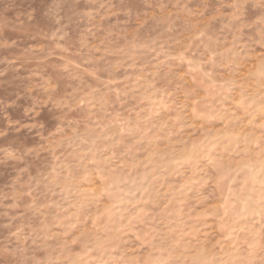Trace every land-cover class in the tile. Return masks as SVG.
Returning <instances> with one entry per match:
<instances>
[{
    "label": "rangeland",
    "instance_id": "374dc122",
    "mask_svg": "<svg viewBox=\"0 0 264 264\" xmlns=\"http://www.w3.org/2000/svg\"><path fill=\"white\" fill-rule=\"evenodd\" d=\"M262 88L264 0H0V264H264Z\"/></svg>",
    "mask_w": 264,
    "mask_h": 264
},
{
    "label": "crops",
    "instance_id": "0c3cea01",
    "mask_svg": "<svg viewBox=\"0 0 264 264\" xmlns=\"http://www.w3.org/2000/svg\"><path fill=\"white\" fill-rule=\"evenodd\" d=\"M252 110L254 111L256 107H260L261 105H264V88L258 89L257 91V101H256V94H254L253 102H252ZM255 112H253L254 114ZM261 118L264 119V114L259 115Z\"/></svg>",
    "mask_w": 264,
    "mask_h": 264
}]
</instances>
